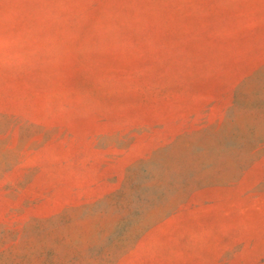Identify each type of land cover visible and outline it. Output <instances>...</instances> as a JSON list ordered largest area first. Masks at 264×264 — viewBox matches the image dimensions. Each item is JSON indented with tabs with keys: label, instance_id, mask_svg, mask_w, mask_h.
Returning <instances> with one entry per match:
<instances>
[{
	"label": "rangeland",
	"instance_id": "1",
	"mask_svg": "<svg viewBox=\"0 0 264 264\" xmlns=\"http://www.w3.org/2000/svg\"><path fill=\"white\" fill-rule=\"evenodd\" d=\"M0 264H264V0H0Z\"/></svg>",
	"mask_w": 264,
	"mask_h": 264
}]
</instances>
